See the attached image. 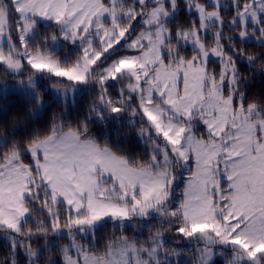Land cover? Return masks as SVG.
<instances>
[{
  "label": "snow or ice",
  "instance_id": "6c2138e0",
  "mask_svg": "<svg viewBox=\"0 0 264 264\" xmlns=\"http://www.w3.org/2000/svg\"><path fill=\"white\" fill-rule=\"evenodd\" d=\"M256 83L264 0H0V264H264Z\"/></svg>",
  "mask_w": 264,
  "mask_h": 264
},
{
  "label": "trees",
  "instance_id": "16d2710c",
  "mask_svg": "<svg viewBox=\"0 0 264 264\" xmlns=\"http://www.w3.org/2000/svg\"><path fill=\"white\" fill-rule=\"evenodd\" d=\"M262 87H264V85L256 83L252 88V93H258ZM41 88L47 89V87H43L42 84H41ZM50 94L51 93H47L44 98L49 100ZM79 99H80L79 106L76 109H74V114L76 115H82L83 112L86 111L87 104L85 103V101L90 100L91 97L87 94H84ZM0 104L10 105L11 108H10L9 117L11 118V116L13 115L17 116L20 126L21 127L24 126L28 118V110L30 107L25 97L20 95L18 92H13L9 94L7 100H3L2 98H0ZM58 111H63L62 106H59L57 104H52V106L49 107L47 109V112L43 115V119L37 120L35 123L29 125V127L36 128L42 126L43 121L49 120L51 118L52 113ZM113 127L116 128L118 126L113 125ZM119 130H120V138L125 141V144L129 151H131L132 153H139L143 151V145L135 143L136 138L134 134H131L130 141L126 138V134L129 133V129L127 128L126 125L124 127H121ZM93 131H97V128L95 126L93 127ZM112 138L113 140H115L116 136L113 135ZM99 235H103V233H100ZM4 247L5 245L3 244V241H0V251H2Z\"/></svg>",
  "mask_w": 264,
  "mask_h": 264
},
{
  "label": "rangeland",
  "instance_id": "374dc122",
  "mask_svg": "<svg viewBox=\"0 0 264 264\" xmlns=\"http://www.w3.org/2000/svg\"><path fill=\"white\" fill-rule=\"evenodd\" d=\"M48 83H49V82H47V81H42V82H41V84L43 85V87H48ZM44 99L47 101L46 98H44Z\"/></svg>",
  "mask_w": 264,
  "mask_h": 264
}]
</instances>
